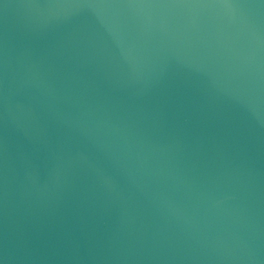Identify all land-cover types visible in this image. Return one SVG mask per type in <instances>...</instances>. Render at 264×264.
I'll return each instance as SVG.
<instances>
[{
    "label": "water",
    "instance_id": "95a60500",
    "mask_svg": "<svg viewBox=\"0 0 264 264\" xmlns=\"http://www.w3.org/2000/svg\"><path fill=\"white\" fill-rule=\"evenodd\" d=\"M0 264H264V0H0Z\"/></svg>",
    "mask_w": 264,
    "mask_h": 264
}]
</instances>
